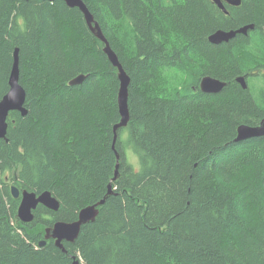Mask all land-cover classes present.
<instances>
[{
	"label": "trees",
	"instance_id": "1",
	"mask_svg": "<svg viewBox=\"0 0 264 264\" xmlns=\"http://www.w3.org/2000/svg\"><path fill=\"white\" fill-rule=\"evenodd\" d=\"M82 1L130 77L129 122L114 141L118 69L77 7L0 0V99L18 48L27 110L0 139V264H264V136L234 141L264 118V0H222L227 13L212 0ZM206 75L226 85L202 92ZM13 184L50 191L58 210L21 222ZM103 198L65 251L38 245Z\"/></svg>",
	"mask_w": 264,
	"mask_h": 264
},
{
	"label": "water",
	"instance_id": "2",
	"mask_svg": "<svg viewBox=\"0 0 264 264\" xmlns=\"http://www.w3.org/2000/svg\"><path fill=\"white\" fill-rule=\"evenodd\" d=\"M54 1V0H47ZM70 7H77L84 15L85 21L89 29L104 43V52L108 56L110 62L118 69V78L120 81L118 91V108L120 113V121L114 126V141L117 136V130L127 126L129 122V110H128V85L130 83V77L123 69L117 54L111 48L107 38L103 34L98 22L94 19L93 14L90 12L86 4L82 0H63ZM220 9L225 13L227 10L222 0H212ZM229 4L239 5L240 0H227ZM253 24L244 25L237 29L223 30L218 29L209 35L208 40L212 44H220L228 42L233 39L237 34L246 35L249 30L253 29ZM86 75L79 74L69 81V85H77L82 83ZM236 81L243 89L248 87L245 75H239L236 77ZM9 89L0 99V139H4L7 134V118L11 111H18L21 115H26L27 110L25 108L26 92L19 80V54L18 48L15 49L13 54V63L9 75ZM226 83L210 75L203 76L200 79V90L205 93L216 94L219 93ZM264 136V118L260 120L257 125L241 124L237 128V135L235 142H240L253 137ZM119 158V156H118ZM118 166L116 165L114 180L118 177ZM112 188L108 186V193H112ZM11 193L14 198H20V202L17 209V217L21 222L29 223L34 218V210L41 204L53 211L58 210L59 201L48 190H45L39 194L20 189L16 185L11 186ZM105 203V198L99 200L94 204L83 207L79 212L77 219L73 221H61L54 222L51 226L45 228L44 237L39 241L38 245L43 246L48 239H54L55 245L62 251H65L63 247V241L74 242L77 238L81 227L95 220L98 214V207ZM72 264H82L80 259L73 256Z\"/></svg>",
	"mask_w": 264,
	"mask_h": 264
},
{
	"label": "bare ground",
	"instance_id": "3",
	"mask_svg": "<svg viewBox=\"0 0 264 264\" xmlns=\"http://www.w3.org/2000/svg\"><path fill=\"white\" fill-rule=\"evenodd\" d=\"M107 37V36H106ZM121 117V116H120ZM20 199V198H19Z\"/></svg>",
	"mask_w": 264,
	"mask_h": 264
}]
</instances>
